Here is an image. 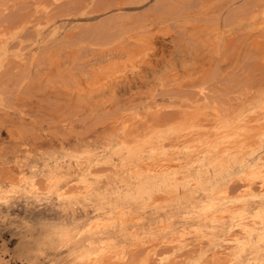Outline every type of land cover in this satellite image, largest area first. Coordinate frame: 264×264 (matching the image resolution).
Returning <instances> with one entry per match:
<instances>
[{"label":"rangeland","instance_id":"1","mask_svg":"<svg viewBox=\"0 0 264 264\" xmlns=\"http://www.w3.org/2000/svg\"><path fill=\"white\" fill-rule=\"evenodd\" d=\"M260 157L264 0H0V264H86L74 232L100 213L103 264H219L193 206L238 197ZM259 196L215 208L252 219Z\"/></svg>","mask_w":264,"mask_h":264},{"label":"bare ground","instance_id":"2","mask_svg":"<svg viewBox=\"0 0 264 264\" xmlns=\"http://www.w3.org/2000/svg\"><path fill=\"white\" fill-rule=\"evenodd\" d=\"M12 48V47H11ZM24 48V47H23ZM22 49V48H21ZM237 153V152H236ZM227 154V153H226ZM242 154V153H241ZM189 155H191V153L189 154ZM199 155V154H198ZM206 155V154H205ZM218 155V154H217ZM214 156H215V154H214ZM233 156H235V155H233ZM198 157V156H197ZM201 157H203V156H201ZM206 157V156H205ZM213 157V156H212ZM216 157H218V156H216ZM237 157V156H236ZM238 157H239V155H238ZM190 158V157H189ZM196 158V157H195ZM218 158H220V161L222 160L221 159V157H218ZM197 159V158H196ZM195 159V160H196ZM212 159V158H211ZM184 160H187V159H184ZM194 160V161H195ZM218 160V159H217ZM183 161V160H182ZM223 161H224V159H223ZM199 162V161H198ZM211 162H213V161H211ZM219 162V161H218ZM225 162V161H224ZM181 163H183V162H181ZM186 163H187V161H186ZM190 163V162H189ZM195 163V162H194ZM197 163V162H196ZM220 163V162H219ZM122 164V163H121ZM209 164V163H208ZM213 164V163H212ZM216 164V163H215ZM215 164H213V165H215ZM126 165V164H125ZM225 165V164H224ZM109 169V168H108ZM131 169V168H130ZM185 169V168H184ZM187 169V168H186ZM132 170V169H131ZM87 171V170H86ZM107 171V170H106ZM179 171V170H178ZM178 171H170V173L169 174H167V175H157V176H154V177H152V178H150L149 180L150 181H152V182H154V180H155V178H157V180H159V182H169V181H171L170 183H169V185H172V184H174L175 185V187H176V185H177V183H179V179H178V177H176L175 175H176V173L178 172ZM184 171V170H183ZM191 171H193V170H191ZM190 171V172H191ZM83 172V171H82ZM134 172H135V170H134ZM136 172H137V170H136ZM146 172V171H145ZM132 173V172H131ZM243 173H245V190L244 191H242V193L238 196V197H235L234 199H232L233 197H231V198H228V197H222V198H220V200L219 199H217V197H212V198H208V201H206L205 203H203V204H195L194 202V212L197 214L196 216V218H195V221H194V224H193V226H195L196 228H199L200 230H199V232H207L208 231V235H210V234H214L215 236H217V237H219L220 238V240L216 243H212L211 241H209V243H211V247H209V248H205V245L207 244H204V247H202V250H203V253L205 254V255H207L208 254V251H210V250H212V252L213 253H217V252H220V251H225V250H231V251H229V252H227L226 253V255L223 257V258H221V256L219 257V258H221L222 259V261H221V259L220 260H218L217 262H219V264H264V260H262V259H260L259 258V256H257V257H253L252 258V256H244V254H245V252H246V250L248 249V247H253V249H255V248H258V247H260V243L261 242H263L264 243V209H261V210H258L256 213H254V214H252V219H250L249 217V215H248V211L245 213V208L244 207H242V205L240 206V207H242V208H238V209H235V210H233V211H231V212H229V213H227V211H225V209L222 207V205L223 204H225V203H231V202H237V201H239V202H241V201H246L247 200V198L249 199L251 196V198H253L254 196V198H256L257 196H263L264 197V158H262V157H260V158H256L255 160H253L252 162H248L246 165H245V169H244V172ZM243 173H241L240 175H243ZM130 174V173H129ZM115 175V174H114ZM131 175V174H130ZM184 175V174H183ZM187 175V174H186ZM202 175V174H201ZM201 175H197V177L196 178H193L192 180H196L197 182H199L200 184H203L204 183V181H202L201 180ZM207 175V174H206ZM183 177V176H182ZM243 177H244V175H243ZM130 178V177H129ZM143 178V177H142ZM128 180V178L126 177L125 178V180ZM256 179H258L260 182V185H261V189L259 190V191H257V192H259V193H257V192H255L256 190H254V188H252V185L254 184V182H255V180ZM184 180H185V182H187V183H189L190 181H191V179H189V177H184ZM241 180H242V178H241ZM244 180V179H243ZM149 181V182H150ZM122 183V182H121ZM176 183V184H175ZM191 183H193V182H191ZM191 183H189V185H191ZM90 184V183H89ZM148 184H150V185H153L154 183H148ZM219 184V183H218ZM87 185V184H86ZM85 185V187L86 188H84V189H87L88 188V186H86ZM220 185V184H219ZM222 185H224V184H222ZM124 186V185H123ZM130 186V185H129ZM225 186H227V185H225ZM233 186H235V185H233ZM239 186V185H238ZM73 187H75V186H73ZM221 187V186H220ZM223 187V186H222ZM221 187V188H222ZM254 187V186H253ZM31 188V187H30ZM90 188V187H89ZM124 188V187H123ZM122 188V189H123ZM152 188V187H151ZM174 188V187H173ZM220 188V189H221ZM226 188V187H225ZM73 189V188H72ZM95 189V188H94ZM168 189V188H167ZM170 189V188H169ZM213 188H211L210 190H212ZM223 190H225L224 189V187L222 188ZM227 189V188H226ZM256 189V188H255ZM35 190V189H34ZM124 190V189H123ZM143 190H145V191H147L148 190V188L147 187H143ZM210 190H209V192H210ZM230 190H231V187H230ZM90 191V190H89ZM168 191V190H167ZM175 191H176V189H175ZM221 191V190H220ZM227 191V190H226ZM232 191H234V190H232ZM50 192V191H49ZM55 192V191H54ZM81 192V191H80ZM85 192V191H84ZM90 192H92V191H90ZM111 192V191H110ZM173 192H174V190H173ZM177 192H178V190H177ZM205 192H206V190H205ZM241 192V191H240ZM76 193V192H75ZM77 193H78V191H77ZM138 193V192H137ZM170 193H171V191H170ZM185 193V192H184ZM215 193H217V192H215ZM214 193V194H215ZM63 194V193H62ZM80 194H82V193H80ZM79 194V195H80ZM87 194V193H86ZM209 194H211V193H209ZM85 195V194H84ZM83 195V196H84ZM182 195V194H181ZM205 195H207V194H205ZM213 195V194H212ZM223 195V193H221V196ZM177 196V195H176ZM208 196H210V195H208ZM215 196H217V195H215ZM220 196V195H219ZM225 196H227V195H225ZM259 196V197H260ZM62 197H64V196H62ZM186 197H188V196H186ZM199 197V196H198ZM205 197V196H204ZM262 197V198H263ZM129 198H132V197H129ZM179 198V197H178ZM190 198V197H189ZM193 198H195V197H193ZM206 199V198H205ZM217 200H219V201H221V200H223V201H221V202H219V201H217ZM201 201V200H200ZM192 203V204H193ZM218 203H220V204H222L221 206H219V207H217V208H215V205H217ZM183 205H184V203H183ZM114 206V205H113ZM189 207H191V205H189ZM113 208V207H112ZM175 209V208H174ZM179 209V208H178ZM105 210V209H104ZM176 210V209H175ZM122 211V210H121ZM177 211V210H176ZM188 212V211H187ZM108 214V213H107ZM106 214V215H107ZM106 215H104V214H102V213H100L99 215H97V217H98V219H97V221L95 220L96 218V216L94 217V219H92L89 223H87V225H86V228H84V229H78L79 231L77 232V233H75L74 232V236H75V238L77 237V240L76 239H74V241L76 240V241H78V242H73L74 243V246H77V245H75V243H78V245H80V246H83V247H85L86 249V251H85V253L83 252V254L84 255H82V257L84 256H88V257H85L86 258V260H85V263L86 264H103L104 262H108L109 263V261H111V260H113L114 258L113 257H116L115 256V251H116V247H114V246H112V245H110V244H106V243H102L100 246H98L97 248L95 247V246H93V238H94V235H101L100 236V238H101V240L102 239H105L104 237H103V233H106L107 232V230H108V228H109V225H110V222H109V220H110V218L111 217H109V216H112L111 214L110 215H108V216H106ZM187 215H189V214H187ZM191 215V214H190ZM193 215V214H192ZM114 216V215H113ZM193 216H195V214L193 215ZM193 216H189L190 218H192ZM100 217V218H99ZM227 217H230L231 218V220H229V221H231L228 225H226V224H223V223H221V220L222 219H225V218H227ZM238 217V219L237 220H235L236 218ZM113 218V217H112ZM115 218V217H114ZM125 218V217H124ZM84 219V218H83ZM257 219H259L260 220V222H258V220ZM94 220V221H93ZM124 220V219H123ZM176 220V219H175ZM179 220V219H178ZM181 220V219H180ZM92 221L93 222H96L95 224H93L92 223ZM185 222V221H184ZM113 223V221L111 222V224ZM116 223V222H115ZM114 223V224H115ZM124 223V222H123ZM83 224V223H82ZM96 225V227H98V226H100V227H102V229L100 230V231H92L91 229H90V227H92L93 225ZM52 226V225H51ZM62 227H65V226H62ZM84 227V226H83ZM113 227H114V225H113ZM190 227V226H189ZM188 226H183L182 228H189ZM224 228L225 230L223 231L224 233H222L221 235L220 234H218V232L220 231V230H216L217 228ZM126 228V227H125ZM63 229V228H62ZM110 229V228H109ZM121 229H123L122 227H121ZM121 229H120V231H121ZM59 230V229H58ZM61 230V229H60ZM64 230H65V228H64ZM63 230V231H64ZM70 230V229H69ZM75 230H77V229H75ZM71 231V230H70ZM108 231H110V230H108ZM113 231V230H112ZM62 232V231H61ZM60 232V234H62ZM65 232V231H64ZM88 233L89 235H91L90 236V238H88V239H86V240H84V239H82L83 237V235H84V233ZM139 233H141V232H139ZM64 234V233H63ZM68 234V233H67ZM66 234V235H67ZM88 234H86V235H88ZM143 234V233H142ZM141 234V235H142ZM182 234H184V232H182ZM201 234V233H200ZM232 234V235H231ZM69 235V234H68ZM82 235V236H81ZM225 235H231V236H229V237H231V239L230 238H227ZM72 236V235H71ZM110 236V235H109ZM213 236V235H212ZM215 236H214V238H215ZM63 237V236H62ZM107 238H108V236H106ZM140 237V236H139ZM203 237H206V236H204L203 235ZM69 238H70V236H69ZM200 238V237H199ZM212 239H213V237H211ZM66 239V238H65ZM64 239V240H65ZM80 239H82V240H84V243L82 242V240L80 241ZM135 239V238H134ZM216 239H218V238H216ZM63 240V241H64ZM69 240V239H68ZM67 239H66V241H68ZM95 240V239H94ZM116 240V239H115ZM73 241V240H72ZM80 241V242H79ZM232 241H234L235 242V244L233 245V246H228V245H224V243L225 242H232ZM97 242V241H96ZM99 243V242H98ZM95 245V244H94ZM209 245V244H208ZM73 246V245H72ZM74 246H73V248H74ZM116 246V245H115ZM70 248H71V246H70ZM80 248V247H79ZM81 249V248H80ZM76 250H79L78 248L76 249ZM249 250V249H248ZM251 250V249H250ZM71 251H73V250H71ZM81 251V250H80ZM79 251V252H80ZM257 252V251H256ZM212 253V254H213ZM77 254V253H76ZM76 254H74V255H76ZM210 254H211V252H210ZM211 254V255H212ZM215 254H213V255H215ZM219 254V253H218ZM73 256V255H72ZM77 256V255H76ZM113 256V257H112ZM207 256H209V255H207ZM215 257V256H214ZM217 257V256H216ZM111 258H113V259H111ZM255 258V259H254ZM217 259V258H216ZM215 260V259H214ZM189 263H190V261L189 260H187ZM164 262H165V259H162V260H160L159 262H158V264H164ZM188 262H182L181 264H188ZM180 263V262H179ZM190 264H194V263H190Z\"/></svg>","mask_w":264,"mask_h":264}]
</instances>
